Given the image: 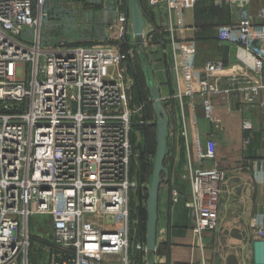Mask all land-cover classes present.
Instances as JSON below:
<instances>
[{
  "label": "built area",
  "instance_id": "2783aa9c",
  "mask_svg": "<svg viewBox=\"0 0 264 264\" xmlns=\"http://www.w3.org/2000/svg\"><path fill=\"white\" fill-rule=\"evenodd\" d=\"M211 1L235 15L233 23L218 28V41L244 49L261 72L264 24L253 22L250 0ZM74 2L79 6L68 7L65 0H0V264H36L30 258L29 223L37 216L49 219L58 246L44 264H147L131 174L133 112L118 67L125 59L119 47L128 13L121 0H108L106 16L92 10L102 0ZM146 2L161 12L172 33L174 15L193 8L195 0ZM48 24L59 28L55 36L48 37ZM178 57L181 108L184 96L198 93L205 119L213 122L222 61L196 70L183 68ZM252 95L244 98L246 104ZM243 128L249 130L250 121ZM179 136L186 152L181 180L190 187L185 207L193 215L192 232L200 237L218 227L226 173L214 163L212 138L202 147L196 134L190 144L183 115ZM208 162L211 166L203 165ZM179 197L173 191L171 202ZM256 235L264 264V224L256 225Z\"/></svg>",
  "mask_w": 264,
  "mask_h": 264
},
{
  "label": "crops",
  "instance_id": "0c3cea01",
  "mask_svg": "<svg viewBox=\"0 0 264 264\" xmlns=\"http://www.w3.org/2000/svg\"><path fill=\"white\" fill-rule=\"evenodd\" d=\"M138 2L148 28L144 42L154 37L158 39L146 62L161 99L169 103L166 111L170 125L169 177L159 189L156 250L149 259L153 264H260L256 225L264 224V69L257 71L252 56L238 45L218 41V28L235 21L232 10L215 7L211 0H202L206 13L197 16L201 3L195 0L193 8L174 15L171 33L165 28L158 9L150 7L146 0ZM69 5L79 6L73 2ZM104 5L105 0H102L101 5L92 10L106 16ZM121 10L126 11L122 0ZM78 12L83 17V12ZM249 12L253 22L264 24V0H250ZM155 51L158 56H152ZM174 55L179 56L183 68L192 65L196 70L209 61H222L224 69L217 81L221 93L212 101L213 122L205 119L199 96L191 101L195 108L201 107V116L189 113L190 98L186 97L182 98L184 106L178 115ZM253 89H257L254 95ZM224 90L228 92L222 93ZM247 95L253 96L250 104L244 101ZM152 113L154 115L153 107ZM182 115L188 125L189 142L194 144L197 134L203 147L212 138L216 144L214 162L226 173L218 202V227L200 237L192 232L193 215L185 207L186 199L180 192L185 184L180 173L186 162L179 136L178 116ZM245 120L251 123L249 130L243 128ZM138 124L134 129L141 125ZM148 127L152 128V123H148ZM192 152L194 154V149ZM173 190L180 193L178 203L171 202Z\"/></svg>",
  "mask_w": 264,
  "mask_h": 264
},
{
  "label": "rangeland",
  "instance_id": "374dc122",
  "mask_svg": "<svg viewBox=\"0 0 264 264\" xmlns=\"http://www.w3.org/2000/svg\"><path fill=\"white\" fill-rule=\"evenodd\" d=\"M125 10L128 13L127 3L126 0H122ZM76 3L74 0H65L68 7H71L69 3ZM198 2H202V0H198ZM108 0L105 1V9H107ZM203 3V2H202ZM215 11V10H214ZM216 12V11H215ZM223 12L221 11L219 15ZM95 24V23H90ZM48 24L46 30L47 32H51V35L48 37L55 36L56 32L59 28L55 29L54 26L50 27ZM148 33V28L145 29L144 35ZM49 34V33H48ZM77 34V33H75ZM151 40L144 42V36L142 38V42L140 44L139 49H136V42L130 32L129 28L127 34L123 40L122 45L119 47L121 52L125 54V59L122 63L118 65L119 72L122 75L123 83L127 86L126 90L128 95V103L127 108L133 112V123L134 125H141L133 129L130 135V142H131V174L134 176V181L136 182V193L137 198L139 200L140 205L138 206L137 213L140 214V218L143 222V236L145 241V222H146V213L145 216L142 215L143 211H145V202L147 198V183L148 177L151 174V159L155 150V117L152 113V102L150 98V94L148 89L146 88L144 74L141 71V60L143 58H147L148 54H150V49L152 45L156 43L158 40L157 38H150ZM147 40V39H145ZM93 45V44H92ZM126 52H124V51ZM158 51H155L152 56H158ZM152 54V53H151ZM165 55V54H164ZM163 56V55H162ZM168 59H170L169 55H167ZM165 58V56H164ZM147 60V59H146ZM112 80V79H111ZM199 96L198 98L201 100L200 94L192 92L188 94L186 99L190 98V101L187 103L189 106V113L195 116H201V107L192 104L191 98ZM183 97V99H184ZM176 105V104H175ZM184 106V104L182 103ZM176 110L178 115H180V111L182 110L180 106V101L178 100V104L176 105ZM180 110V111H179ZM182 113V112H181ZM179 120H180V116ZM148 123H152L153 127H148ZM170 125H168V128ZM135 128V127H134ZM136 133V137H135ZM181 138V137H180ZM192 145V143H190ZM181 146V144H180ZM182 145V149H183ZM133 154V155H132ZM137 154V155H136ZM136 161V162H134ZM186 161V160H185ZM171 163L170 156L165 158L164 165L167 169ZM215 163V162H214ZM204 166H211V163H204ZM170 167V166H169ZM184 167V166H183ZM182 167V170H183ZM143 170L145 172H143ZM182 170L180 175L182 174ZM167 183V182H166ZM164 185V183L162 184ZM189 185L185 183L181 186V194L184 195L186 199L184 201L187 202L188 197L190 196V189ZM185 190V191H183ZM174 192H178L173 190ZM172 191V192H173ZM172 194V193H171ZM180 198V197H179ZM173 203V202H172ZM29 231L31 233L33 239V245L31 249V260L36 264H44L46 263L48 256H52L53 252L57 250V244L51 236L50 226H49V219L47 217H34L29 223ZM149 257V256H148Z\"/></svg>",
  "mask_w": 264,
  "mask_h": 264
},
{
  "label": "water",
  "instance_id": "95a60500",
  "mask_svg": "<svg viewBox=\"0 0 264 264\" xmlns=\"http://www.w3.org/2000/svg\"><path fill=\"white\" fill-rule=\"evenodd\" d=\"M129 17V30L139 49L147 27L138 0H126ZM145 84L149 91L153 112L155 115V150L151 159V174L147 183V198L145 202V251L150 257L156 250V230L158 221V197L159 189L163 183L168 181L169 170L165 167V158L169 154L168 148V125L169 119L166 108L168 101L161 99L158 87L155 83L153 73L146 59L141 60ZM147 260V264H153V260Z\"/></svg>",
  "mask_w": 264,
  "mask_h": 264
},
{
  "label": "trees",
  "instance_id": "16d2710c",
  "mask_svg": "<svg viewBox=\"0 0 264 264\" xmlns=\"http://www.w3.org/2000/svg\"><path fill=\"white\" fill-rule=\"evenodd\" d=\"M201 4L199 5L200 7L197 9V11H196V15L198 16V15H200L201 13H206V11L203 9V6H202V2H200ZM122 51H124V50H122ZM124 52H126V51H124ZM143 172H145L144 170H143ZM150 176V175H149ZM148 181V180H147ZM142 215L143 216H145V211H143V213H142ZM143 229H144V227H142Z\"/></svg>",
  "mask_w": 264,
  "mask_h": 264
}]
</instances>
